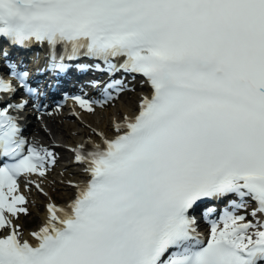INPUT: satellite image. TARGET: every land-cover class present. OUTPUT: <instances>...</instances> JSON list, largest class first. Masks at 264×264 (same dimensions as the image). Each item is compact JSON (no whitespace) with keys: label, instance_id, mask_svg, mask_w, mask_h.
<instances>
[{"label":"snow or ice","instance_id":"6c2138e0","mask_svg":"<svg viewBox=\"0 0 264 264\" xmlns=\"http://www.w3.org/2000/svg\"><path fill=\"white\" fill-rule=\"evenodd\" d=\"M3 41L47 45L38 73L91 58L75 67L107 75L89 82L100 98L71 97L89 114L129 75L151 92L114 136L58 143L47 91ZM29 115L48 142L25 135ZM61 147L88 178L25 239L21 189L47 196ZM0 264H264V0H0Z\"/></svg>","mask_w":264,"mask_h":264},{"label":"bare ground","instance_id":"6f19581e","mask_svg":"<svg viewBox=\"0 0 264 264\" xmlns=\"http://www.w3.org/2000/svg\"><path fill=\"white\" fill-rule=\"evenodd\" d=\"M140 86L141 88H143V84H141ZM118 102L119 106L115 105L108 110L102 109L101 111H99L98 109L95 115L85 114L83 116H75L74 113L71 112V107L61 108L58 111H53L54 109H52L50 112H53V115H46L45 120L48 126L52 129V133L56 137L57 141H63L64 139L67 143H74L73 141L82 142L86 140L84 137L88 136L90 129L96 128L98 130L113 133V121L118 118V116H120V119H122L124 115L123 113H134L133 109L136 108V106L133 107L132 103H130L127 98L122 96ZM108 113L109 117L107 115ZM81 121L87 122H84L86 123L85 127L79 125V122ZM75 122L78 123L77 125L82 127L80 131H77V127H75ZM89 125L91 127H89ZM31 129L33 131L32 135H40V137L37 138H40L43 142H48L49 138L45 135L44 132L41 131L40 122L38 120H36L32 124ZM73 131H75L74 136L72 135ZM91 135L95 137L97 136V133L93 131ZM63 160L64 161L59 164V169L63 170V172L65 173V177H63L60 173H57V175L51 176V185H48L44 181L42 182L43 188L47 193V196H43L46 199L45 202H50V200L54 199L55 192L52 191V188L55 185H57V188H61V190H59V193L63 194L67 199H70L68 193L70 190H72V194H74L75 189L72 186L68 187V182H77L78 178L82 176V172H80L78 165L73 164L71 160L69 162L65 159ZM62 178L64 182H66L64 183L65 185L59 183ZM53 181H55V183H53ZM40 216L43 221L46 220V214L44 211L40 214ZM23 234L24 237H28L29 231H23Z\"/></svg>","mask_w":264,"mask_h":264},{"label":"rangeland","instance_id":"374dc122","mask_svg":"<svg viewBox=\"0 0 264 264\" xmlns=\"http://www.w3.org/2000/svg\"><path fill=\"white\" fill-rule=\"evenodd\" d=\"M126 96L128 97V100L131 102V103H133L134 104V100L137 98V96H136V94H135V92H133V93H130V94H126ZM126 96H124L125 98H127ZM136 101V100H135ZM119 103V102H118ZM115 105H117L118 106V104H117V101L112 105V107L113 106H115ZM112 107H107L108 109L109 108H112ZM108 115V117H109V113L107 114ZM80 129H82V127H80ZM75 131H73V133H72V135L74 136L75 134ZM52 183V182H51ZM59 183L60 184H62V185H65L64 183H66V182H64V180L62 179V180H60L59 181ZM57 185H55L54 186V190L53 191H56V187ZM59 190H61V188L59 187V188H57V191H58V193H56L57 195H59V197H56V199L58 200V201H61V200H65V196L63 195V194H61V193H59ZM60 194L61 195H63V197L62 196H60ZM69 197H71V193L69 192ZM73 195V194H72ZM68 197V198H69ZM33 206V205H32ZM37 208V207H36ZM39 209V208H38ZM33 214L34 215H32V221H30V219L28 218L27 219V217L25 218L26 219V221H25V225H26V229H29V228H34V227H36L38 224H39V220H40V218H41V216L38 214V212L36 211V209L33 211ZM36 214V215H35ZM38 215H39V217H38Z\"/></svg>","mask_w":264,"mask_h":264}]
</instances>
